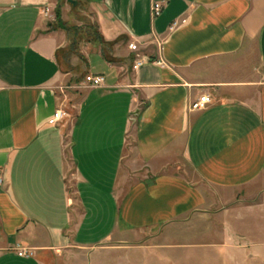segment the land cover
<instances>
[{"label": "crops", "instance_id": "1", "mask_svg": "<svg viewBox=\"0 0 264 264\" xmlns=\"http://www.w3.org/2000/svg\"><path fill=\"white\" fill-rule=\"evenodd\" d=\"M86 1L77 54L58 0H0V264L179 219H247L264 249V0Z\"/></svg>", "mask_w": 264, "mask_h": 264}, {"label": "rangeland", "instance_id": "2", "mask_svg": "<svg viewBox=\"0 0 264 264\" xmlns=\"http://www.w3.org/2000/svg\"><path fill=\"white\" fill-rule=\"evenodd\" d=\"M58 0L56 26L65 30L77 54L94 40L93 17L86 0ZM64 8L65 25L60 16ZM68 42V45H69ZM64 68L84 76L83 63ZM78 77V76H77ZM247 219H179L142 232L116 234L96 247L69 248L56 253L49 264H264V249L250 248Z\"/></svg>", "mask_w": 264, "mask_h": 264}, {"label": "built area", "instance_id": "3", "mask_svg": "<svg viewBox=\"0 0 264 264\" xmlns=\"http://www.w3.org/2000/svg\"><path fill=\"white\" fill-rule=\"evenodd\" d=\"M163 10V5L161 3H154L152 6V16L158 17ZM176 23L173 24L175 26ZM131 51H136V46L130 45L129 46ZM144 63V60L136 61L133 68L137 69L139 66H141ZM104 79L101 76H92L88 75L84 77V83L87 88H95L99 87L103 84ZM210 103V99L207 95L200 96L198 100L192 104L191 109L193 111H202L204 110ZM67 117V113L63 109L56 110L51 118L48 120V125L50 126H56L60 122H62ZM1 183V178H0ZM28 253L26 251L21 250L18 252V256L25 257Z\"/></svg>", "mask_w": 264, "mask_h": 264}, {"label": "water", "instance_id": "4", "mask_svg": "<svg viewBox=\"0 0 264 264\" xmlns=\"http://www.w3.org/2000/svg\"><path fill=\"white\" fill-rule=\"evenodd\" d=\"M68 3L71 4L72 6H76V2L75 1L68 0Z\"/></svg>", "mask_w": 264, "mask_h": 264}, {"label": "trees", "instance_id": "5", "mask_svg": "<svg viewBox=\"0 0 264 264\" xmlns=\"http://www.w3.org/2000/svg\"><path fill=\"white\" fill-rule=\"evenodd\" d=\"M93 30H94L93 32L96 34V35H95V36H96L95 40H96V39H97V40L100 39L99 36H98V34H97V32H96V30H95V29H93Z\"/></svg>", "mask_w": 264, "mask_h": 264}]
</instances>
